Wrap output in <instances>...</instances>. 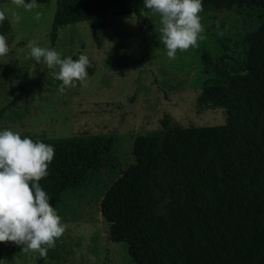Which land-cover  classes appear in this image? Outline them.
Returning <instances> with one entry per match:
<instances>
[{
	"label": "rangeland",
	"instance_id": "374dc122",
	"mask_svg": "<svg viewBox=\"0 0 264 264\" xmlns=\"http://www.w3.org/2000/svg\"><path fill=\"white\" fill-rule=\"evenodd\" d=\"M32 11L0 0L9 20V52L0 57V130L57 141L65 138L110 139L99 162L65 188L53 206L67 226L49 249L47 258L20 252L0 260L5 264H136L124 242L107 238L108 224L101 218L98 202L104 190L133 161L132 140L138 134L163 132L172 144L174 126L224 124L226 113L216 86L222 72V91L235 100L243 87V50L251 36L264 42V5L235 6L222 2L203 7L200 13L204 39L197 47L177 52L169 59L164 45L155 44L160 17L151 10L138 15H111L106 0H98L92 18L57 27L50 46L49 34L54 0H37ZM22 19L16 23L13 13ZM36 12L42 13L39 21ZM53 48L61 58L86 55V86L80 82L59 92L61 81L51 69L29 57V41ZM7 61V63H3ZM30 75V73H32ZM254 93L263 87L264 75L253 82ZM202 96V97H200ZM257 139V128H251ZM238 134L232 126L231 138ZM149 169L155 186L144 204L142 223L168 215L175 197L192 196L186 169L176 172L152 159ZM225 176L226 167L220 169ZM236 182V180H233ZM180 186L182 192L177 191ZM147 245L144 237L134 243L136 256ZM1 246V243H0Z\"/></svg>",
	"mask_w": 264,
	"mask_h": 264
},
{
	"label": "trees",
	"instance_id": "16d2710c",
	"mask_svg": "<svg viewBox=\"0 0 264 264\" xmlns=\"http://www.w3.org/2000/svg\"><path fill=\"white\" fill-rule=\"evenodd\" d=\"M97 1L54 0L50 46L57 27L89 20ZM219 2L226 8L264 5V0H202L203 7ZM106 3L111 15L148 11L143 0ZM9 28L7 18L0 24V35ZM160 35L154 43L163 45ZM242 54L244 81L235 100L222 91L224 74L216 71V86L226 113L224 124L174 126L171 145L163 132L136 135L131 147L133 161L104 190L98 210L108 224L107 238L126 243L136 264H264V88L252 96L254 80L264 75V42L251 36ZM232 126L238 134L231 138ZM251 128H257V139ZM21 136L55 148L49 175L39 181L52 206L65 188L99 162L110 145V139L49 141L28 134ZM152 159L158 166L172 169L176 180V170L185 168L196 200L186 197L181 201L177 196L168 215L150 218L143 224L144 204L155 186L149 169ZM222 167L227 168L228 175L220 173ZM177 191L182 192L180 186ZM141 237L147 245L136 256L134 243ZM20 252V246L13 242L1 243L3 258Z\"/></svg>",
	"mask_w": 264,
	"mask_h": 264
},
{
	"label": "clouds",
	"instance_id": "9594fccd",
	"mask_svg": "<svg viewBox=\"0 0 264 264\" xmlns=\"http://www.w3.org/2000/svg\"><path fill=\"white\" fill-rule=\"evenodd\" d=\"M144 8L160 17V40L167 49L169 59L177 52H185L198 46L204 37V26L200 13L202 0H143ZM17 8L32 11L39 7L37 0H11ZM15 22L22 17L13 13ZM42 13L36 12L39 21ZM7 15L0 11V24ZM29 57L53 70L52 75L61 81L59 92L73 88L77 82L86 86L89 58L81 54L78 59L71 56L61 58L53 48H45L36 41H29ZM7 38L0 35V57L9 52ZM7 63V61H3ZM30 73V75H32ZM55 156L53 145L33 141L11 129L0 130V243L13 242L25 253L47 258L49 249L63 236L67 226L57 210L49 202L48 193L39 181L49 175V164ZM0 264H5L0 260Z\"/></svg>",
	"mask_w": 264,
	"mask_h": 264
}]
</instances>
